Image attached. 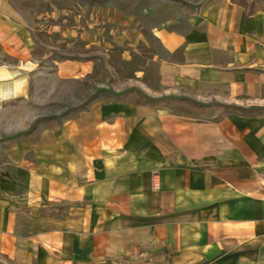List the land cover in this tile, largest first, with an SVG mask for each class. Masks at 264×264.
<instances>
[{
  "label": "crops",
  "instance_id": "0c3cea01",
  "mask_svg": "<svg viewBox=\"0 0 264 264\" xmlns=\"http://www.w3.org/2000/svg\"><path fill=\"white\" fill-rule=\"evenodd\" d=\"M4 7L0 43L23 44ZM197 11L155 28L160 83L264 107V13L229 0ZM20 88L0 67V103ZM54 126L4 149L0 256L103 264L151 246L173 249L171 264H264V110L197 121L112 100Z\"/></svg>",
  "mask_w": 264,
  "mask_h": 264
},
{
  "label": "rangeland",
  "instance_id": "374dc122",
  "mask_svg": "<svg viewBox=\"0 0 264 264\" xmlns=\"http://www.w3.org/2000/svg\"><path fill=\"white\" fill-rule=\"evenodd\" d=\"M222 1L0 0L3 11L19 20L23 37V44L0 43V67L13 70V80L21 87L16 98L0 103V164L12 142L34 129L74 119L94 102L149 104L197 121L262 112L264 107L198 96L160 83L159 64L169 55L155 28L167 20H178L177 27L179 22L185 25L196 10L206 11ZM229 1L247 14L264 13V0ZM10 47L23 51L15 55ZM173 254L171 248L148 246L102 261L171 264ZM0 264L16 263L0 256Z\"/></svg>",
  "mask_w": 264,
  "mask_h": 264
},
{
  "label": "built area",
  "instance_id": "2783aa9c",
  "mask_svg": "<svg viewBox=\"0 0 264 264\" xmlns=\"http://www.w3.org/2000/svg\"><path fill=\"white\" fill-rule=\"evenodd\" d=\"M153 187L155 188L156 187V185L153 183Z\"/></svg>",
  "mask_w": 264,
  "mask_h": 264
}]
</instances>
